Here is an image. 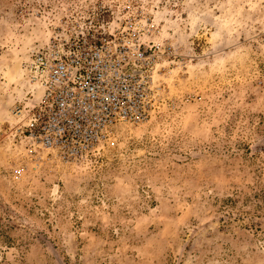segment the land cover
I'll use <instances>...</instances> for the list:
<instances>
[{"label": "rangeland", "instance_id": "obj_1", "mask_svg": "<svg viewBox=\"0 0 264 264\" xmlns=\"http://www.w3.org/2000/svg\"><path fill=\"white\" fill-rule=\"evenodd\" d=\"M103 21L163 45L155 110L84 162L30 158L27 64ZM0 264H264V0H0Z\"/></svg>", "mask_w": 264, "mask_h": 264}, {"label": "built area", "instance_id": "obj_2", "mask_svg": "<svg viewBox=\"0 0 264 264\" xmlns=\"http://www.w3.org/2000/svg\"><path fill=\"white\" fill-rule=\"evenodd\" d=\"M100 29L79 24L57 34L27 64L41 97L14 115L15 136L30 158L84 162L112 141L118 125L141 124L155 110L163 45L142 41L133 21L117 28L103 21Z\"/></svg>", "mask_w": 264, "mask_h": 264}]
</instances>
